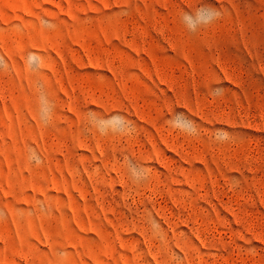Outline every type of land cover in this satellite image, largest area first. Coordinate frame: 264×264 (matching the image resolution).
<instances>
[{
	"label": "rangeland",
	"instance_id": "obj_1",
	"mask_svg": "<svg viewBox=\"0 0 264 264\" xmlns=\"http://www.w3.org/2000/svg\"><path fill=\"white\" fill-rule=\"evenodd\" d=\"M0 264H264V0H0Z\"/></svg>",
	"mask_w": 264,
	"mask_h": 264
},
{
	"label": "clouds",
	"instance_id": "obj_2",
	"mask_svg": "<svg viewBox=\"0 0 264 264\" xmlns=\"http://www.w3.org/2000/svg\"><path fill=\"white\" fill-rule=\"evenodd\" d=\"M222 13L220 10L210 7L202 6L197 8L194 12H182L181 21L184 23L189 32L195 33L199 28L207 27L208 25L214 23L216 20L220 19ZM224 89L219 86L211 88V94L213 96L223 95ZM111 121H116L121 125L127 127L129 131L134 130V124L128 117L116 114L108 118L107 121L102 120V123H110ZM169 126L184 132L188 135H199L198 126L195 121L191 120L187 115L182 112H174L172 117L168 120ZM214 140L217 142H227L233 139V134L228 132L224 128L216 129L213 136ZM133 175L138 179H145L147 177L146 169L141 166H134Z\"/></svg>",
	"mask_w": 264,
	"mask_h": 264
}]
</instances>
